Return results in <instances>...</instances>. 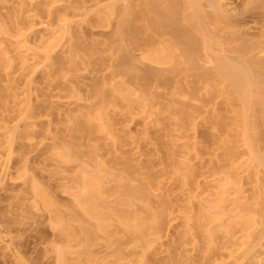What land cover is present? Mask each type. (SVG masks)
I'll return each instance as SVG.
<instances>
[{
    "label": "bare ground",
    "instance_id": "1",
    "mask_svg": "<svg viewBox=\"0 0 264 264\" xmlns=\"http://www.w3.org/2000/svg\"><path fill=\"white\" fill-rule=\"evenodd\" d=\"M64 1L0 0V190L29 185L33 207L58 234L54 264H264V154L256 123V116L264 118V17L239 32L233 20L237 0H207L211 13L204 9L205 0H121L65 5L55 15ZM260 2L246 0L245 5L264 8ZM136 5L143 7L147 34H172L169 28L182 21L183 45L178 47L176 36L147 38L132 55L130 69L163 77L186 63L203 83L191 97L174 94L201 103L194 108L179 100L187 123L174 129L180 146L172 154L178 156L176 165L167 176L151 174L143 185L125 183L102 157L123 160L144 173V163H152L155 155L144 151L141 140L160 123L161 102L153 92L140 93L120 80L111 61L97 67L93 101L78 86L89 84L88 76L79 74L86 67H78L75 59L76 40L86 30L111 26L116 14L114 33L122 41ZM39 76L69 84L51 90L43 111L35 110L41 100ZM63 116L74 125L83 117L91 142L75 181L61 185V193L72 200L65 212L28 168V155L54 138ZM205 124L219 137L207 159L199 150V129ZM25 144L32 148L19 155L23 168L15 169L14 159ZM50 157L60 166L77 160L66 144ZM204 167L205 172L198 170ZM0 249L15 259L1 226Z\"/></svg>",
    "mask_w": 264,
    "mask_h": 264
},
{
    "label": "rangeland",
    "instance_id": "2",
    "mask_svg": "<svg viewBox=\"0 0 264 264\" xmlns=\"http://www.w3.org/2000/svg\"><path fill=\"white\" fill-rule=\"evenodd\" d=\"M98 1H102V3L122 2L121 0H65L63 4L56 7L54 14L63 12L65 5H85L89 7ZM245 1H236L238 13L234 16L233 20L235 23L234 27L239 32L242 27H245L246 30L264 17V8L250 10L246 7ZM260 1V3L264 4V0ZM204 5V9L208 13H211L212 8L209 6L207 0L204 1ZM118 7L122 6L119 5ZM142 9L141 5L134 6V12L130 15V23L124 30L122 41L118 40L114 33V25L118 20L117 14L114 16L111 26L107 28L97 27L92 31L86 30L84 35L76 40L78 49L75 57L78 67H86L79 74L87 75L88 79L85 81L89 84L87 87L81 83L78 86L82 89V94L91 96L93 101L96 100V90L99 88V82L96 78V75L99 74V68L97 67L111 61V70L114 74L120 76V80L126 81L139 90L141 89L140 93L153 92L155 99L162 104L164 111L158 116L160 123L150 130L147 138L141 140L144 151L150 150V154L155 155L153 164L150 162L144 163V173L135 170L129 163L123 160L113 159L108 156L102 157L108 167L114 169L125 178V183L135 185L147 184L151 180L150 175L155 172L156 174L165 172V176H167L176 165V161L174 160L175 158L178 159V156H172V154L180 146L175 141L179 132L174 129L175 127H183L187 123V117H184L179 111L181 104L179 100L190 103L194 108L201 103V100L193 101L189 98H177L174 94L185 93L188 97H191L198 90V87L203 85L192 70L186 69L188 67L186 63L180 65V70L166 72V76L163 77H144L137 75L136 71L130 69V63L133 62L132 55L136 53V49L143 47L144 41L147 38L157 39L161 37L160 40H172V37L176 36L178 47L181 48L183 45V40L179 36L180 32L178 31L182 21H178L176 25L173 24V28H169L174 30L171 32L172 34L167 33L162 36L157 34L150 35L145 31L149 23L146 21L147 19ZM39 14L41 16L46 15L44 12H40ZM121 47L124 49V56L120 53ZM109 58L111 59L109 60ZM140 68L144 72L149 70V67L144 65H140ZM67 77L73 79L72 76ZM57 85L61 88L69 86V84L63 82L60 78L46 81L41 76L38 77V86L40 87L38 93L41 100L36 105V111H43L47 107L48 94ZM1 89L2 86L0 85ZM52 92L56 93L58 89ZM200 92H203V90ZM169 105L171 107L167 108ZM56 118L57 115L54 116L55 123L58 122ZM62 118H64L63 122L59 121L58 128L52 133L54 138L28 155V168L35 175L36 180L41 183V186L51 191L60 204L59 209L65 212L68 208L72 207V200L67 194L61 193V185L65 184L68 186L75 181L80 169V161L87 159L89 155L88 144L91 142L88 141V129L83 121V117H80L78 125L69 122V117L63 116ZM135 122H138V120ZM256 123L259 126L258 131H260L258 136L259 145L264 154V118L256 116ZM199 136L202 142L199 150L203 154V157L207 159L210 156V152L218 146L219 137L213 135V130H211L208 124L201 125ZM149 139L152 141V144L147 145L146 143ZM64 144L68 145L69 151L77 158L75 162L70 163L68 166L63 164L60 166V164H57L50 157L54 148H60ZM153 147L155 149H152ZM31 148L28 144L21 145L18 156L14 159L13 168H23V161L19 155L29 151ZM156 163L159 164L156 165ZM198 170L205 172V167ZM143 177H146V179H143ZM0 226L4 235L11 238V245L16 251L14 259V257H11L0 249V264L55 263V253L52 251V245L58 234L51 229L42 212L33 207L31 190L27 183L20 186H9L7 191L0 190ZM149 258H151V255ZM148 264L169 263L158 260L156 262L151 261Z\"/></svg>",
    "mask_w": 264,
    "mask_h": 264
}]
</instances>
